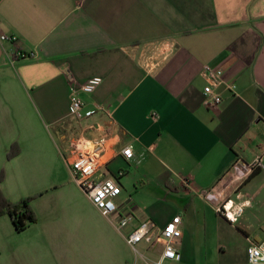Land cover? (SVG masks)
Instances as JSON below:
<instances>
[{
    "label": "crops",
    "instance_id": "0c3cea01",
    "mask_svg": "<svg viewBox=\"0 0 264 264\" xmlns=\"http://www.w3.org/2000/svg\"><path fill=\"white\" fill-rule=\"evenodd\" d=\"M2 34L18 42L0 41V191L33 198L37 223L18 232L0 217V264L156 261L163 247L136 254L119 214L161 230L182 218V259L168 264H248L264 241V0H0ZM207 70L223 71L217 109L204 104ZM96 77L72 118V88ZM74 137L108 140L98 178H117L119 213L74 181ZM257 159L255 176L235 180ZM227 201L235 224L217 212Z\"/></svg>",
    "mask_w": 264,
    "mask_h": 264
},
{
    "label": "built area",
    "instance_id": "2783aa9c",
    "mask_svg": "<svg viewBox=\"0 0 264 264\" xmlns=\"http://www.w3.org/2000/svg\"><path fill=\"white\" fill-rule=\"evenodd\" d=\"M0 41L18 42L17 36H7L2 34ZM35 53H24L17 51L16 58L31 59L35 58ZM208 85L204 88V104L209 109H217L223 103L222 94L219 88L223 85L222 70H207ZM102 78L96 77L88 80L79 88L73 87L70 102V116L80 120L85 116V101L81 93L93 94L101 86ZM235 85H229L226 90L235 91ZM103 111L102 106H96L90 110L87 115L92 116ZM107 139L88 140L83 137H74L72 144V160L69 162L71 173L76 184L87 195L92 204L98 208L105 216H113L119 213L117 199L120 194V185L117 178L100 179L101 169L109 163L111 158L107 151ZM120 154L130 161L134 158L132 146H127L120 151ZM261 166V160L257 159L253 164L248 165L242 173L236 175L235 180L243 181L250 177L257 167ZM124 171H120L117 177L124 176ZM231 201L220 203L217 212L227 218L232 224L237 223L241 212L235 214ZM118 229L126 232L127 243L136 254L139 253L138 246L143 243H152L155 240L163 247L161 256L150 264H168L170 262H180L182 259L179 250V242L183 237L180 228L182 218L177 216L173 218L164 229H160L153 221H146L135 225V218L131 214H119ZM171 229V230H170ZM248 264H264V241L252 244L248 252Z\"/></svg>",
    "mask_w": 264,
    "mask_h": 264
},
{
    "label": "trees",
    "instance_id": "16d2710c",
    "mask_svg": "<svg viewBox=\"0 0 264 264\" xmlns=\"http://www.w3.org/2000/svg\"><path fill=\"white\" fill-rule=\"evenodd\" d=\"M14 155V152H12L9 157ZM253 175L255 176L256 173H253ZM32 200L33 198H28L13 204L0 191V217L9 216L17 231L24 232L29 226L37 223V216L31 208Z\"/></svg>",
    "mask_w": 264,
    "mask_h": 264
},
{
    "label": "rangeland",
    "instance_id": "374dc122",
    "mask_svg": "<svg viewBox=\"0 0 264 264\" xmlns=\"http://www.w3.org/2000/svg\"><path fill=\"white\" fill-rule=\"evenodd\" d=\"M141 249V248H140ZM134 254V253H133ZM135 255V254H134Z\"/></svg>",
    "mask_w": 264,
    "mask_h": 264
},
{
    "label": "bare ground",
    "instance_id": "6f19581e",
    "mask_svg": "<svg viewBox=\"0 0 264 264\" xmlns=\"http://www.w3.org/2000/svg\"><path fill=\"white\" fill-rule=\"evenodd\" d=\"M230 205V204H229Z\"/></svg>",
    "mask_w": 264,
    "mask_h": 264
},
{
    "label": "snow or ice",
    "instance_id": "6c2138e0",
    "mask_svg": "<svg viewBox=\"0 0 264 264\" xmlns=\"http://www.w3.org/2000/svg\"><path fill=\"white\" fill-rule=\"evenodd\" d=\"M171 230V229H170Z\"/></svg>",
    "mask_w": 264,
    "mask_h": 264
}]
</instances>
